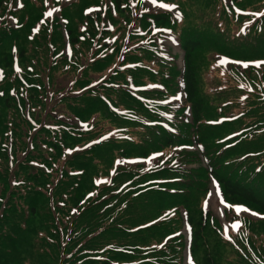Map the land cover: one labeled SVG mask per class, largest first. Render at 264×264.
Here are the masks:
<instances>
[{
  "label": "trees",
  "instance_id": "16d2710c",
  "mask_svg": "<svg viewBox=\"0 0 264 264\" xmlns=\"http://www.w3.org/2000/svg\"><path fill=\"white\" fill-rule=\"evenodd\" d=\"M157 1L0 0V264H264V0Z\"/></svg>",
  "mask_w": 264,
  "mask_h": 264
},
{
  "label": "rangeland",
  "instance_id": "374dc122",
  "mask_svg": "<svg viewBox=\"0 0 264 264\" xmlns=\"http://www.w3.org/2000/svg\"><path fill=\"white\" fill-rule=\"evenodd\" d=\"M143 1H144V3L146 5H149L152 8H155L157 10H159V9H161V10L163 9L164 10V8H161L158 5L151 4L149 2V0H143ZM55 12H57V11H55ZM164 43H166L169 46H173L174 51L175 52H180L179 55L182 56V53L179 50V48L174 44L173 40L168 35H166V34H165V37H164ZM222 62H224V60ZM214 192H215V187H214V184H213V185H211V193H210L207 201L205 202L204 206L207 209H209L212 212V214H214V216L220 221V223H221L222 227H224L225 231H228L229 228H233V224L236 223V222H234L232 224H229L228 223V220L226 219V215H227V213L230 212L231 208L234 210L235 213H237V211H236V207L237 206H234V207H226L225 205H228L227 203H225V202L224 203H221V201H224L223 198H222V196H221V194L220 195H216V194H214ZM239 207L241 208V210L239 211V213H237L239 215L243 214V215L252 216V213H254V212H252L251 210H249L245 206H239ZM243 209H247V211H244ZM186 226L187 225H186V222H185L184 231H185V227ZM184 234L185 235L187 234L186 231L184 232ZM187 253H189V251H185L184 257H186V258H184V264H187V260L188 259H190L192 261V264H197L196 259H194L191 256L188 258L187 256L189 254L186 256Z\"/></svg>",
  "mask_w": 264,
  "mask_h": 264
},
{
  "label": "snow or ice",
  "instance_id": "6c2138e0",
  "mask_svg": "<svg viewBox=\"0 0 264 264\" xmlns=\"http://www.w3.org/2000/svg\"><path fill=\"white\" fill-rule=\"evenodd\" d=\"M45 2L47 3V0H45ZM149 2L153 5H156L157 4V0H149ZM159 7L161 8H172V7H175L174 5H168V4H159L158 5ZM56 11H59V9H56ZM145 11H147V9H145ZM47 15L51 16L52 13L49 12L47 13ZM254 15H258L256 13H254ZM241 31H243V29H241ZM254 64H256L257 67H259L261 64H264V60H261V61H256V62H252ZM247 66V64H245V67ZM176 99H179V97H176ZM169 119H171V117H169ZM162 155V154H161ZM221 203H224V201H221ZM226 207H232L230 205H225ZM241 210V208L239 206L236 207V211L237 213H239V211ZM244 211H247V209H243ZM252 215H256V213H252ZM239 227V224L238 222L237 223H234L233 224V229L235 230L236 228Z\"/></svg>",
  "mask_w": 264,
  "mask_h": 264
},
{
  "label": "bare ground",
  "instance_id": "6f19581e",
  "mask_svg": "<svg viewBox=\"0 0 264 264\" xmlns=\"http://www.w3.org/2000/svg\"><path fill=\"white\" fill-rule=\"evenodd\" d=\"M214 194L220 195L218 190H215ZM187 264H192V261L190 259L187 260Z\"/></svg>",
  "mask_w": 264,
  "mask_h": 264
}]
</instances>
